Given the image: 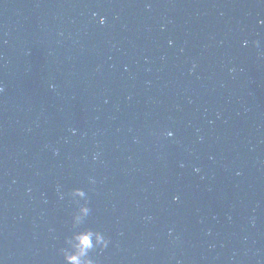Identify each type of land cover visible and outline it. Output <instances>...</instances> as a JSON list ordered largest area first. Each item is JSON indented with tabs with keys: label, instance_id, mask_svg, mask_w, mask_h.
I'll use <instances>...</instances> for the list:
<instances>
[{
	"label": "water",
	"instance_id": "obj_1",
	"mask_svg": "<svg viewBox=\"0 0 264 264\" xmlns=\"http://www.w3.org/2000/svg\"><path fill=\"white\" fill-rule=\"evenodd\" d=\"M0 86V264H264V0H0Z\"/></svg>",
	"mask_w": 264,
	"mask_h": 264
},
{
	"label": "clouds",
	"instance_id": "obj_2",
	"mask_svg": "<svg viewBox=\"0 0 264 264\" xmlns=\"http://www.w3.org/2000/svg\"><path fill=\"white\" fill-rule=\"evenodd\" d=\"M92 15L96 16V13H93ZM98 22L103 25L105 22L104 18L100 17ZM243 43L247 44L248 42L244 41ZM169 44H171V41H169ZM253 45L258 46V42L253 41ZM230 71L232 70L230 69ZM49 88H54V85L49 84ZM0 92H3L2 86H0ZM71 131L75 134L74 129ZM164 135L172 137L173 132L167 131ZM95 158L96 157L94 156L93 159ZM180 166L183 167V164ZM193 171L198 172L199 169H193ZM90 182L95 183V181L91 178ZM57 192L60 195V198L63 199L64 194L59 192V188H57ZM67 195L74 200L78 198L85 201L83 204H80L72 214L73 221L80 223L84 217H87L90 214V208L87 206L86 193L80 188H74L68 192ZM176 199H178V197H173V200ZM66 243L70 245L71 251L69 252L67 249H61L65 264H94L93 260L89 258V252L96 248H106L109 244V240L99 231L85 229L83 231L73 233L71 239L67 240Z\"/></svg>",
	"mask_w": 264,
	"mask_h": 264
}]
</instances>
